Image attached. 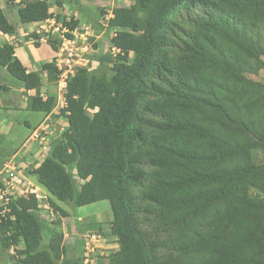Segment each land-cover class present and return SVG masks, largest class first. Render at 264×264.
Here are the masks:
<instances>
[{
	"label": "trees",
	"instance_id": "obj_1",
	"mask_svg": "<svg viewBox=\"0 0 264 264\" xmlns=\"http://www.w3.org/2000/svg\"><path fill=\"white\" fill-rule=\"evenodd\" d=\"M70 1L81 6V0ZM56 3L61 5L60 0ZM49 5L48 0H26L18 8V19L44 20ZM189 6H198L207 17L188 19L194 29L182 59L166 57L161 47L171 39V23ZM262 9L264 0H133L128 7L115 8L110 25L122 29L112 43L133 50L134 60L131 65L115 63L113 80L145 82L155 72L172 76L153 86L159 99L149 101L164 118L158 132L135 128L142 117L137 123L140 98L132 87L115 88L112 95L105 78L86 68H77L69 78L64 108L68 127L34 171L57 200L70 199L76 206L109 200L110 231L119 244L108 255L109 264H264V162L251 155L253 149L264 152V89L258 88L262 98L242 92L246 82L237 75L247 56L257 60L256 68L264 65L245 23L251 13L264 16ZM64 23L72 28L76 21ZM0 31L16 32L1 6ZM41 69L57 78L52 63H41ZM1 70L6 73L0 72L2 80L12 78L25 89H35L34 95H27L28 108L51 109L54 96L39 95L40 70L27 72L7 42L0 46ZM4 87L0 83V89ZM233 93L243 106L232 103L227 95ZM96 103L112 112L89 117L84 105ZM145 158L154 165L151 171L141 167ZM143 177L150 181L141 184L139 207L153 211L159 225L172 224L178 230L173 241L181 250H170L161 259L134 220L139 207L130 189ZM49 204L66 214L52 199ZM6 205V216L0 214V252L14 247L18 264H55L65 251L61 234L43 245L50 228L33 195L10 198ZM20 240L21 249L16 248ZM74 264H81L80 259Z\"/></svg>",
	"mask_w": 264,
	"mask_h": 264
},
{
	"label": "clouds",
	"instance_id": "obj_2",
	"mask_svg": "<svg viewBox=\"0 0 264 264\" xmlns=\"http://www.w3.org/2000/svg\"><path fill=\"white\" fill-rule=\"evenodd\" d=\"M64 1H66L69 4L68 10L65 8H62V10L59 12L60 14H58L57 12H54V8L55 6L59 8L61 5H58L56 3V0H54L53 4L54 3L56 4L53 7V4H51L50 0H48V2L50 3L49 9H48L50 13L49 17L41 21L25 22V23L34 22V23L39 24L37 28L35 29V31L31 32V34L28 36L33 41L34 45H35V42H38L39 40L40 41L44 40L50 46L48 37H50L52 41L57 45V49H53L50 46L53 50L56 51V54L53 57V59L51 61L41 62V63H52L53 66L56 68L57 73L55 74V76L57 78L56 79L51 78L50 71L48 69L42 70L41 63H39L38 69L32 70V71H39L41 69L39 72H40V76L42 79V84H41V88L39 91V95L43 99H45L49 94L54 96L52 107L48 112L40 111V110H36V111H40L42 115L44 116L49 115L52 112H54L55 114H53L50 119L45 118V121H42L43 123L42 127H41V123L38 124V127L31 131L30 137L33 138V141L40 140L42 142L46 140V136H48L47 128L48 129L49 127L52 128L51 122L55 116L62 117V119H64L62 121L63 127L59 129L58 134H56L57 136L50 138L48 140V144L44 147L45 153H43L42 156L35 158L34 160L32 158V161L29 163L20 164V162H25V157L27 156L26 153L23 154V152L25 151L23 150V148H22V151L19 150L21 149L20 147L21 144L19 145V147L10 148L8 147V145L7 147L4 146L6 145V143H1L3 144V147H5L4 149L7 150V154L0 157V200H2L0 204V206H2V208L0 209L1 216H6L5 214L9 211V208L6 205L9 199L12 198L9 196V194H14L16 192L18 195L16 197H19V196L28 197L30 195H33V197L37 201L36 208H37V211H39L38 213L47 222L45 215L40 212V199L44 197V195L38 192V189H39L38 186L40 185L48 193V198H47L48 203L50 199H52L61 207V205L59 204L60 200H57V198L51 195L48 192V190L45 188V186L38 181L37 173L34 170L44 160L45 156L47 155L50 149V146L53 140L60 137L63 131H65L68 127V118L66 116V114H68V110L64 109L67 106V101H66L65 96L67 93L68 80L70 77H72L75 74L77 68H86L90 73H93L96 76H103L107 83V87L109 88L110 93L112 95L114 94L115 88H123V87L133 88L135 93L138 94L140 98L137 103V115H139V120L137 123H139L141 117H142V120L138 124V126H135V128L139 130L138 132H141V133L158 132L164 124L163 116H160L159 113L151 109V105L149 101L153 99L155 100L159 99V95L156 93L153 86L157 85L159 82H169L172 76L167 75V73L155 72L154 75L151 77V79H148L145 82L135 81V80H128V81H119V80L114 81L113 80V76L115 74L113 65L119 62L122 64L131 65L134 60V52L133 50H130V49L126 51L122 47L112 43L113 37H115L118 30L122 28L120 26H111L110 20L114 18L115 16L114 15L115 8L128 7L133 3V0L129 5H126V6L117 4L120 2V0H111V5L109 9H107L108 11L106 13H104L105 12L104 10H98V13H96L93 10V6L96 4L97 1L99 2L100 0H81L80 1L81 6L79 7L77 6V4H75V2H72L70 0H64ZM25 2L26 0H18V2H16L15 0H5L4 2L5 6L0 5L3 8V12L6 15L7 19L13 24H15L16 26V32L12 33L11 35L17 34V23L18 22L22 23L19 21L18 16H17V21H13V16L18 14V8L22 6ZM82 7H84V10H81ZM11 11L13 12L12 14L13 16L10 17L8 12L11 13ZM68 11H70L69 13H71L69 16L67 15L69 14ZM178 11L179 9L174 11L172 13V16L177 14ZM100 13H103V14L99 15ZM71 20L76 21V24L72 28L68 27L67 24L64 23L65 21L70 22ZM82 21H84V23L88 25L84 29L81 28L82 25L84 24ZM125 29L132 31L130 28H125ZM4 34H10V33H4ZM89 36H93L92 37L93 41H100L99 40L101 39L100 37H103L102 39L106 42L104 44L106 46V50H103L102 48H100L98 44H96L95 48H93L92 46L93 42H90V39L89 40L87 39V37ZM79 40L81 41L80 44H78ZM168 45H169V42L164 47H161V51L163 55L169 58H172L171 56L174 57L175 55H178L182 59L184 54H169ZM13 47H14V55H15V46L13 45ZM96 49L97 51L95 53L91 55H87L86 57L79 55L82 52L89 53L88 51H95ZM104 54L108 55V58H107L108 64L104 67H99L101 63L103 62ZM95 62L97 63V65L93 64ZM11 80L13 79L11 78ZM6 81L8 82V79H6ZM12 84L17 85V86L20 85L19 83H16V82ZM20 86L23 87V85H20ZM42 86L44 87L42 88ZM1 90H5V89H1ZM27 90H30V89L23 88V90L20 91L19 93H27L26 92ZM10 91H11V88H10ZM14 91H17V90H14ZM34 94H35V91L33 94H26V97L27 95H34ZM27 105H28V102H27ZM86 105L87 104L84 105L83 109H84V113L88 115L89 117H92L95 113H99V112H101V114L112 112L111 110L105 109L97 103L92 106L90 105L86 106ZM25 125L27 127H30L27 124ZM1 144H0V147H2ZM12 151L14 152L15 155L12 153ZM10 153L13 154V156H11ZM8 154H10V156ZM29 154H32V153L29 152ZM8 156L10 158L7 161H4ZM27 166L31 167V172L29 174H31V176L35 178V183L29 180L27 177V174L25 173V167ZM10 172L14 173V175L18 178L19 182H16L11 179L12 176L9 174ZM72 172L74 173L75 171L73 170ZM73 175L75 177L77 176L76 173ZM78 182H81V181H78ZM139 186H141V183H139ZM91 203H88V204H91ZM109 208L111 210L110 203H109ZM54 212H57V211H54ZM111 214H112V210H111ZM11 218H13V216H11ZM111 220H110V223H111ZM112 235H114L116 238L115 234H112ZM116 242H117V238H116ZM19 244L21 246H19ZM118 245L119 244L117 242L116 249H118ZM23 246H24L23 241L20 240L16 248L19 247V249H21L23 248ZM13 248L14 247H11V249ZM85 260H87V256L84 257L83 261ZM80 262L82 264V260H80ZM108 263H109V259H108Z\"/></svg>",
	"mask_w": 264,
	"mask_h": 264
},
{
	"label": "rangeland",
	"instance_id": "obj_3",
	"mask_svg": "<svg viewBox=\"0 0 264 264\" xmlns=\"http://www.w3.org/2000/svg\"><path fill=\"white\" fill-rule=\"evenodd\" d=\"M54 0H50L51 4H53ZM61 6L57 8L55 6L56 3L53 4L54 12H59L62 8L69 9V4L64 1L60 0ZM132 0H120L119 5H129ZM106 4V6H105ZM111 5V0H100L97 1L96 4L93 6V10L98 13V10H104L106 13ZM95 8V9H94ZM262 11H264L262 9ZM70 11H68L69 13ZM9 16H13V12H8ZM71 13L67 14L68 16ZM103 13H100L101 15ZM251 15V16H250ZM247 21H245L249 41L252 42L253 45L257 46L259 50V57L264 62V16L261 13H251ZM246 17L245 14L241 13V17L244 21ZM206 18L207 14L202 12L198 6H189L186 9H181L180 13L177 16V21H173L171 23L170 32L172 34L171 39L169 41L168 50L169 54H184L185 49L184 47L187 45L188 36L191 31H193L194 27L187 23L188 19H196V18ZM84 23V21H82ZM82 23V24H83ZM243 24V22H242ZM246 26L245 24H243ZM88 25L84 23L81 28H86ZM93 36L87 37L90 39V42H93L92 46L95 48V45L98 44L100 48L106 50V46L104 45L106 42L100 37V41H93ZM80 40L78 44H80ZM95 51H88L89 53L82 52L79 55L86 57L87 55H91L95 53ZM104 59L103 62L99 67H104L108 64V55H103ZM257 60L254 58L247 56V59L241 61L238 65V69L241 71L242 74H237L240 79L246 82L241 88H245V93L250 94V96L256 97L259 95L260 98L261 92L258 93V88L260 87L261 90L264 89V65L259 68H256ZM97 65V63H93ZM11 80V79H10ZM15 83V80L11 81ZM0 83L8 84L6 80L0 79ZM13 85V84H12ZM7 91V90H1ZM233 98L231 95H233ZM229 94L232 99V103L237 106H243L244 103L236 100L235 97L238 93ZM20 97V93L14 90L8 93L0 92V102L3 105H15L17 97ZM238 96H243L241 93ZM25 117V115H22ZM41 120V119H40ZM262 123L264 125V116L262 117ZM25 132H29L30 130L27 127H24ZM4 136V140H5ZM25 138V137H24ZM20 142H13L12 144L8 145L10 148L19 147ZM0 143H4L3 140ZM0 147V157L7 154V150L4 149L7 147V144H1ZM22 151V148L20 149ZM12 153H14L12 151ZM11 154V153H10ZM9 154V156H10ZM252 158L258 163L264 162V152H261L259 149H253L251 151ZM7 157L4 161H7L10 157ZM141 167L146 170V172L151 171L154 168V165L149 161L148 158H145L140 162ZM31 172V167H25V173L29 180L35 183V178L29 174ZM75 174V172L73 173ZM150 181L149 177H143L140 181L141 184H147ZM38 192H40L44 197L40 199V212L45 215L48 223V227L50 231L44 234V241L43 244H47L48 242H53L57 234H61V243L60 247L65 248L63 251L62 256L56 260L55 264H74L78 258L82 260V264H109L108 263V255L116 250L117 242L114 235L110 232V220L112 219L111 210L109 208V202L106 199H102L91 204H85L81 206H76L72 202V200L68 199L65 201H60L59 204L61 207L66 211L64 216H61L59 213L54 212L49 203H48V193L44 190V188L40 185L38 186ZM141 187L142 186H135L132 187L131 193H133L137 199L136 204L137 206H143V202H141ZM10 197L14 198L17 195L15 192L14 194H9ZM2 200H0L1 204ZM52 211V213H51ZM134 220L137 222L138 227L141 228L145 232L146 240H150L154 243V253L156 254V258H164L166 253L170 250H174L176 253L181 249L175 247L173 239L177 236L176 232L177 227L174 225H170L169 227L159 225L156 222L155 215L153 211H146L144 208H140L135 210ZM209 226L205 227V229ZM52 229V230H51ZM204 229V230H205ZM53 237V240H52ZM176 243V242H175ZM19 246H21L19 244ZM19 248V247H18ZM15 249H11V247L5 251L0 252V264H18V258L20 255L15 253ZM189 250V249H187ZM180 253V252H179ZM87 256V260H84V257ZM190 256V254H189ZM188 256V257H189Z\"/></svg>",
	"mask_w": 264,
	"mask_h": 264
},
{
	"label": "crops",
	"instance_id": "obj_4",
	"mask_svg": "<svg viewBox=\"0 0 264 264\" xmlns=\"http://www.w3.org/2000/svg\"><path fill=\"white\" fill-rule=\"evenodd\" d=\"M15 1L18 2V0ZM4 2L5 0H0V5L5 6ZM13 21H17V14L13 16ZM38 25V23L34 22H18L17 34L11 35L0 32V46L4 42L12 43L15 46V55L19 58L27 71L38 69L39 63L51 61L56 54V51L53 50L44 40H39V44L34 45L33 41L28 37L31 32L35 31ZM0 72L1 74H6L4 70H1ZM7 79L8 84H2L3 86H5L4 88L5 90L7 89V91H1L0 89V92L8 93L9 91L10 93V88L11 90H17L18 92L23 90V87H21L20 85H12V80H10L11 78ZM43 87L44 86H42V88ZM34 91V89H30L26 91L27 93H20V97L18 96L16 100V102L18 103H16L15 105H3L0 102V141L3 140L4 143L10 145L13 142H20L22 138L25 137L24 140L20 143V147L25 150L23 154L26 153L27 156L25 157V162H20V164L29 163L32 161V158L34 160L35 158L42 156L43 153H45L44 147L48 144V140L57 136L56 134H58L59 129L63 127L62 121L64 119H62V117L55 116L51 122L52 128H47L48 136H46V140L42 142L40 140L33 141V138L30 137L31 131L36 129L38 127V124L40 123L42 127V121H45V118L50 119L51 116L55 114L54 112H52L51 114L44 116L40 111L27 108L26 94H33ZM22 115H25V117L21 118ZM25 124L29 125L30 127H27ZM24 127H27L30 131L25 132ZM4 136H6L5 140ZM29 152H31L32 154H29ZM13 154H11V156H13Z\"/></svg>",
	"mask_w": 264,
	"mask_h": 264
},
{
	"label": "built area",
	"instance_id": "obj_5",
	"mask_svg": "<svg viewBox=\"0 0 264 264\" xmlns=\"http://www.w3.org/2000/svg\"><path fill=\"white\" fill-rule=\"evenodd\" d=\"M9 174L12 176V178H11L12 180L19 182L18 178L14 175L13 172H10Z\"/></svg>",
	"mask_w": 264,
	"mask_h": 264
}]
</instances>
